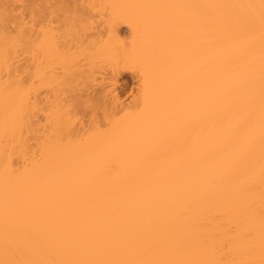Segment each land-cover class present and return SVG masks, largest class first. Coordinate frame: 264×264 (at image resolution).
Here are the masks:
<instances>
[{"label": "bare ground", "instance_id": "obj_1", "mask_svg": "<svg viewBox=\"0 0 264 264\" xmlns=\"http://www.w3.org/2000/svg\"><path fill=\"white\" fill-rule=\"evenodd\" d=\"M95 262L264 264V0H0V264Z\"/></svg>", "mask_w": 264, "mask_h": 264}, {"label": "rangeland", "instance_id": "obj_2", "mask_svg": "<svg viewBox=\"0 0 264 264\" xmlns=\"http://www.w3.org/2000/svg\"><path fill=\"white\" fill-rule=\"evenodd\" d=\"M120 30L123 37L128 36L129 32L126 27H121ZM119 76L120 77H118V88L116 87V93H118V96L121 98V100H123V103H128L137 92V77L135 76V73H131L129 71L121 73Z\"/></svg>", "mask_w": 264, "mask_h": 264}, {"label": "snow or ice", "instance_id": "obj_3", "mask_svg": "<svg viewBox=\"0 0 264 264\" xmlns=\"http://www.w3.org/2000/svg\"><path fill=\"white\" fill-rule=\"evenodd\" d=\"M95 264H165V262H95Z\"/></svg>", "mask_w": 264, "mask_h": 264}]
</instances>
